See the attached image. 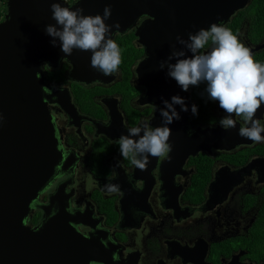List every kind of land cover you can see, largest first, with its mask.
Instances as JSON below:
<instances>
[{"label":"flooded vegetation","instance_id":"obj_1","mask_svg":"<svg viewBox=\"0 0 264 264\" xmlns=\"http://www.w3.org/2000/svg\"><path fill=\"white\" fill-rule=\"evenodd\" d=\"M6 1L0 0V22L5 19ZM147 19L140 15L131 28L115 35L118 45L130 52L132 62L121 63L119 71L107 74L104 83L71 81L66 60L58 67L44 62L45 80L61 91L63 101L70 96L74 110L70 118L62 106L48 104L57 115L56 135L68 157L39 201L47 202L58 185L68 181L73 205L103 217L110 238L115 240L116 232L118 241L124 238L116 228L118 218L125 212V228L134 229L127 231V242L119 244L132 263L264 264V142L241 137L238 130L243 120L235 115L236 127L224 130L218 121L225 112L218 102H205L203 84L183 91L176 83L152 84L153 75L148 85L142 84L138 69L147 55L137 32ZM224 25L250 49L254 61L264 64V0H249ZM176 94L186 98L189 111H181V118L169 126L171 159L148 157L143 175L147 188L140 194L141 187L130 174V160L120 155L119 137L142 122L159 125L162 100ZM193 103L199 107L198 116L191 113ZM255 118L264 123V104ZM94 123L113 138L96 133ZM210 129L224 133L203 132ZM213 136L233 143L230 148L209 147L186 155L188 148ZM99 182L104 192L98 190ZM110 184L118 185L120 191L109 193ZM39 217L36 212L35 221ZM80 229L84 232L89 227Z\"/></svg>","mask_w":264,"mask_h":264},{"label":"water","instance_id":"obj_2","mask_svg":"<svg viewBox=\"0 0 264 264\" xmlns=\"http://www.w3.org/2000/svg\"><path fill=\"white\" fill-rule=\"evenodd\" d=\"M53 2L56 0H7L5 19L0 22V114H3L0 120V264H140L128 260L129 254L125 256L120 245L127 242V231L134 229L125 228V212L119 216L116 227L124 237L119 242L116 232L115 240L110 238L111 231L103 217H95L88 209L73 205L74 194L68 190V181L59 184L47 202L39 201L40 194L54 174L61 172L68 157L63 155L56 135L57 115L48 104L62 106L70 118L74 110L70 96L63 101L61 91L45 80L44 62L58 67L66 60L71 81L86 84L108 81V75L91 67V52L74 49L70 56H64L59 46L52 45L45 26L55 23L50 7ZM248 2L80 0L73 7H83L85 14H96L103 13L105 6L110 5L111 17L106 22L113 25L110 33L113 39L117 33L131 28L140 15H146L148 19L137 32L147 55L139 65L140 79L148 85L153 75L152 84L165 86L176 81L159 64L168 58L177 34L187 38L189 32L207 28L213 22L224 24ZM176 47L182 46L177 43ZM93 127L96 133L113 138L109 132L100 131L95 123ZM203 132L216 135L224 130ZM231 140L213 136L188 148L186 155L209 147L230 148ZM131 166L133 181L138 182L139 193L144 194L146 169ZM98 186L104 192L101 182ZM123 191L126 192L124 188ZM123 202L121 199L120 203ZM36 212L40 213L37 221ZM80 226L89 229L83 232Z\"/></svg>","mask_w":264,"mask_h":264},{"label":"clouds","instance_id":"obj_3","mask_svg":"<svg viewBox=\"0 0 264 264\" xmlns=\"http://www.w3.org/2000/svg\"><path fill=\"white\" fill-rule=\"evenodd\" d=\"M79 3L80 0H56L51 4L55 23L45 26L50 42L59 46L64 56H70L74 49L89 51L93 69L106 75L117 73L121 52L110 35L113 25L106 22L111 17V6L106 5L103 13L85 14L83 7H73ZM177 43L182 47L177 48ZM171 48L168 58L160 62V69L166 68L167 76L183 91L203 84L201 96L205 102H218L225 112L218 121L224 130L236 127L235 115L243 120L238 130L241 137L264 142V123L255 118L257 109L264 104V64L254 61L250 49L238 35L223 23L213 22L207 28L189 32L187 38L177 34ZM162 104L159 125L142 122L130 127L119 138L120 155L141 170L149 156L162 161L171 159L169 126L181 118V111H189L186 98L179 94L170 100L163 99ZM191 113L199 115L197 104L191 105ZM0 120H3V114H0ZM107 191L116 193L120 189L118 185L110 184Z\"/></svg>","mask_w":264,"mask_h":264},{"label":"trees","instance_id":"obj_4","mask_svg":"<svg viewBox=\"0 0 264 264\" xmlns=\"http://www.w3.org/2000/svg\"><path fill=\"white\" fill-rule=\"evenodd\" d=\"M5 1V0H3ZM120 48V52H121V63L125 62L126 64H130L132 62V60L130 59V52L123 49L121 46H119Z\"/></svg>","mask_w":264,"mask_h":264}]
</instances>
